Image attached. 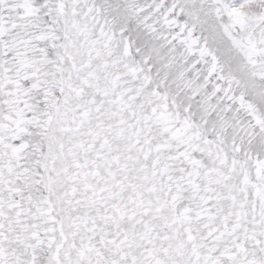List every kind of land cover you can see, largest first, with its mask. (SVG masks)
I'll list each match as a JSON object with an SVG mask.
<instances>
[{
	"label": "snow or ice",
	"instance_id": "1",
	"mask_svg": "<svg viewBox=\"0 0 264 264\" xmlns=\"http://www.w3.org/2000/svg\"><path fill=\"white\" fill-rule=\"evenodd\" d=\"M0 264H264V0H0Z\"/></svg>",
	"mask_w": 264,
	"mask_h": 264
}]
</instances>
